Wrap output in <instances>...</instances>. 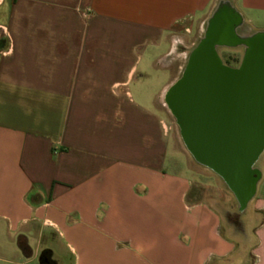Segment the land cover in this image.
I'll return each instance as SVG.
<instances>
[{"label": "crops", "instance_id": "crops-1", "mask_svg": "<svg viewBox=\"0 0 264 264\" xmlns=\"http://www.w3.org/2000/svg\"><path fill=\"white\" fill-rule=\"evenodd\" d=\"M231 4L246 26L264 15V0ZM205 5L0 0V234L19 250L49 236L69 264H264V149L248 216L195 199L139 70Z\"/></svg>", "mask_w": 264, "mask_h": 264}, {"label": "water", "instance_id": "water-1", "mask_svg": "<svg viewBox=\"0 0 264 264\" xmlns=\"http://www.w3.org/2000/svg\"><path fill=\"white\" fill-rule=\"evenodd\" d=\"M258 36L241 65L228 69L205 34L162 93L185 149L223 181L241 212L254 196L264 149V33Z\"/></svg>", "mask_w": 264, "mask_h": 264}, {"label": "rangeland", "instance_id": "rangeland-1", "mask_svg": "<svg viewBox=\"0 0 264 264\" xmlns=\"http://www.w3.org/2000/svg\"><path fill=\"white\" fill-rule=\"evenodd\" d=\"M231 1L206 0V5L201 11L197 12L194 16H186L185 25L181 31L169 32L165 35L161 48L156 50L155 48L148 49L147 53L143 56L139 70L146 71L152 77L150 86L153 94H156L154 112L159 111L162 114L170 127L173 139L186 152L183 155L185 158L181 157L190 166V171H186V176L195 180L192 186V190L196 192L195 199L205 200L210 197L222 199L224 210L226 209L228 214L233 215L232 218L235 221L241 215L243 218L248 216L250 209L248 208L244 213L239 211L237 201L235 199L228 200L226 197L225 193L229 190L227 186L223 183L222 185L219 184L217 176L212 171L193 160L183 145L173 116L161 101L163 89L180 77L188 53L203 34L204 22L220 2H229L232 5ZM251 19L252 22L247 24L248 27L254 31H264V15H254L251 16ZM244 26L246 25L244 24ZM150 58H153L152 65L149 64ZM229 194L231 195V193ZM39 240L41 242H38ZM20 243V237H10L5 232L0 234V264H40L39 257L44 250L50 251L52 254L50 257L58 260L61 264H69L70 262V257L64 250L62 243L58 240H52L49 236L38 240L36 238H29L27 241V253L19 250Z\"/></svg>", "mask_w": 264, "mask_h": 264}, {"label": "flooded vegetation", "instance_id": "flooded-vegetation-1", "mask_svg": "<svg viewBox=\"0 0 264 264\" xmlns=\"http://www.w3.org/2000/svg\"><path fill=\"white\" fill-rule=\"evenodd\" d=\"M260 33L264 31L249 30L241 18L234 16L228 3L220 2L204 22L201 38L205 34L209 35L213 41L216 58L221 65L228 69H236L246 58L250 43L257 39ZM4 44L5 41L0 36V48Z\"/></svg>", "mask_w": 264, "mask_h": 264}, {"label": "trees", "instance_id": "trees-1", "mask_svg": "<svg viewBox=\"0 0 264 264\" xmlns=\"http://www.w3.org/2000/svg\"><path fill=\"white\" fill-rule=\"evenodd\" d=\"M21 245V244H20ZM50 251L44 250L41 252L39 257L40 264H54L49 258H50Z\"/></svg>", "mask_w": 264, "mask_h": 264}, {"label": "bare ground", "instance_id": "bare-ground-1", "mask_svg": "<svg viewBox=\"0 0 264 264\" xmlns=\"http://www.w3.org/2000/svg\"><path fill=\"white\" fill-rule=\"evenodd\" d=\"M165 90V89H164ZM161 101H162V95H161ZM162 104L164 105L163 101H162Z\"/></svg>", "mask_w": 264, "mask_h": 264}]
</instances>
